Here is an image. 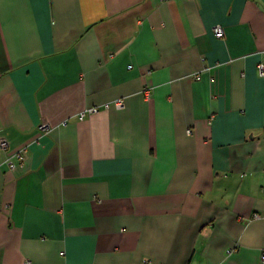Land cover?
I'll use <instances>...</instances> for the list:
<instances>
[{
	"label": "crops",
	"instance_id": "0c3cea01",
	"mask_svg": "<svg viewBox=\"0 0 264 264\" xmlns=\"http://www.w3.org/2000/svg\"><path fill=\"white\" fill-rule=\"evenodd\" d=\"M262 62L264 0H0V264H264Z\"/></svg>",
	"mask_w": 264,
	"mask_h": 264
},
{
	"label": "built area",
	"instance_id": "2783aa9c",
	"mask_svg": "<svg viewBox=\"0 0 264 264\" xmlns=\"http://www.w3.org/2000/svg\"><path fill=\"white\" fill-rule=\"evenodd\" d=\"M215 34L216 36L218 37H223L224 36V28L223 26L221 25H216L215 28ZM259 72H260V75L264 77V62L260 63L259 65ZM199 77V76H198ZM149 93V92H147ZM149 96V94H148ZM116 107V108H119V109H122L125 107V101L124 99H118V100H115L114 102H110V103H107L105 104L104 106H98V105H94V106H90V107H87L85 109H83L82 111H80L78 114H77V118L79 120H84L86 119L87 117L93 115V114H96L98 112L101 111L102 108H110V107ZM65 124L67 123V121L64 122ZM40 129L44 132L50 130V126L46 123H43L40 125ZM9 143H8V140L6 138H3L1 140V146L2 148L6 149L8 147ZM16 157H18L21 161L24 160L25 158V155H24V151H20L16 154ZM8 163L10 164V166L14 169L16 167V164H15V161L13 158H10L8 160ZM256 217H260L259 214H256L255 215ZM262 262L264 263V251L262 252ZM25 264H31V261L30 260H27L25 262Z\"/></svg>",
	"mask_w": 264,
	"mask_h": 264
}]
</instances>
